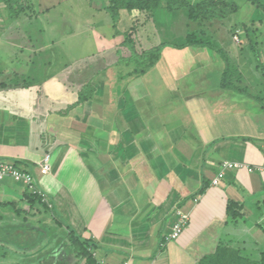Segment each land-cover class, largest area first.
<instances>
[{
	"label": "crops",
	"instance_id": "crops-1",
	"mask_svg": "<svg viewBox=\"0 0 264 264\" xmlns=\"http://www.w3.org/2000/svg\"><path fill=\"white\" fill-rule=\"evenodd\" d=\"M79 1L90 30L79 26ZM83 1L0 0V158L32 171L65 222L52 214L60 230L51 229L31 213L45 206L26 197L28 187L0 179V245L18 242L24 256L48 252L57 264H75L63 247L69 225L98 244L93 252L102 264H199L222 242L263 259L264 77L252 51L245 48V56L239 45L222 44L242 89L222 87L224 60L207 48L194 47L196 69H185L184 49L169 46L167 59V46L147 73L126 76L125 35L104 10L107 0L99 10ZM182 16L167 26L152 20L160 41L150 48L173 39L167 33ZM104 24L113 40L94 52ZM83 35L86 54L79 51ZM46 154L51 171L42 173ZM228 162L245 166L224 171ZM231 201L240 207L233 215ZM185 213L186 228L164 243Z\"/></svg>",
	"mask_w": 264,
	"mask_h": 264
},
{
	"label": "trees",
	"instance_id": "trees-1",
	"mask_svg": "<svg viewBox=\"0 0 264 264\" xmlns=\"http://www.w3.org/2000/svg\"><path fill=\"white\" fill-rule=\"evenodd\" d=\"M248 3H250L253 10H255V15L259 16L251 19L252 22L255 23L259 21L264 24V2L262 0H249ZM238 6L239 5L233 0H107L104 10L112 17L115 28L121 20V13L123 11H128L131 14L136 12V14H138L136 15L137 19L140 18V14H144L146 18L142 20V23L153 20L164 23L166 26L167 23H171L174 20L173 17L178 13L185 18V20L182 19L185 30H188L185 35L177 36L175 34L173 35V39H164L159 45L148 49L144 48L141 52L137 51L135 44H133V40L128 37L129 34H124L125 39L122 44H125L131 50V55L123 59L128 61L127 65L130 68L126 76L133 75L134 73H147L161 58L163 47L170 46L177 49H185L187 47L207 48L214 50L224 60L225 65L222 70L221 78L222 87L225 89H242V86L237 85V82L242 80V74L238 67L234 66L228 51L222 45L223 41H226L217 37L212 38L204 31L209 30L208 24L212 21L220 20L224 22L230 15V17H232V15L239 10ZM174 23L176 22L174 21ZM191 26H195L194 29L190 28ZM235 26L238 28L242 27V31H245V35L249 39L248 46L245 47L252 51L258 62L257 66L264 77V60L261 56L264 39L260 47H258V40L255 39L261 33L264 35V31L261 30L262 28L249 30L245 22L236 24ZM132 30L140 29L132 28ZM237 31L240 34L241 29ZM223 44L225 45L226 43ZM243 47L244 45L241 44L240 48L243 49ZM91 89L90 87V99L93 96V90ZM44 194L46 195L45 198L40 193H33L32 190H29L26 197L32 202L39 201L44 204L46 210L52 211V205L49 203L46 192H44ZM235 204L236 203L233 201L229 204L231 215L239 212L240 207L233 206ZM52 214L57 222L65 224L55 211H52ZM67 229V240L64 242L63 247L64 251L74 255L76 260L75 264H102L93 252V249L97 248L98 244L94 242L92 238L78 233L69 225H67ZM16 245H19V243L17 242ZM199 264H264V257L259 261L252 260L243 256L240 249L222 242L214 253L205 256Z\"/></svg>",
	"mask_w": 264,
	"mask_h": 264
},
{
	"label": "rangeland",
	"instance_id": "rangeland-1",
	"mask_svg": "<svg viewBox=\"0 0 264 264\" xmlns=\"http://www.w3.org/2000/svg\"><path fill=\"white\" fill-rule=\"evenodd\" d=\"M85 1L86 2L83 1V3H85L89 7V4H88L89 0H85ZM195 1H198V0H195ZM233 1L237 5H239L238 6L239 10L236 13H234L235 15L240 16V19H237L238 22H236V19H233L232 17H230L231 16L230 15L227 18L228 20H225L224 22H222L220 20L212 21L210 24H208L209 30H204V31L212 38L217 37V38H220L222 40H225L226 42L223 41V43H226V45H228V47H231L232 44L234 45V43H235V45H239V47L241 46V44L244 45V47L241 51L245 53L246 52L245 48L248 46L249 39L245 35V31L244 30L242 31V27L238 28L237 26H239V25H237V26H235V25L241 24L242 22H245L247 27L249 28V30H254V28H262L261 30L264 31V24L262 22L260 23L259 21H256L255 23L252 22L251 10H253V8L252 7L250 8L251 5H250V3H248L249 0H233ZM262 1L264 2V0H262ZM80 2L82 3V1H79V4H78L79 26L83 30H90V17L84 16L81 13L80 10H82L83 6L80 7L81 6ZM91 4H92V6H94L98 10L102 7L101 6V0H92ZM58 10L60 12L61 10H63V7L60 6ZM88 15H89V13H88ZM136 15H138V14H136V12L131 14L128 11H123L121 13V20L119 21L118 25L116 26V29L119 30L122 35H124V32H125V34L128 33L129 35L128 34L127 35H128V37H130L133 40V44H135L137 51L141 52L142 49H144L145 47L150 48L151 45H154L157 42H159L160 41V35L159 34L156 35L157 30L153 29L154 27H153V24L151 23L152 20L145 21L144 23H142V20L145 19L146 16L144 14L143 15L140 14V18L137 19ZM108 18H109V15H108ZM56 23H57V21H56ZM108 26H109V24H107V25L104 24L103 28L97 29L98 32H96L94 34L96 39L97 38L99 39V40H95V43L92 42V44H91V45L97 44L99 46V47L96 46V48L93 49L94 52H96L101 46L103 48H106L110 44L111 40H113V37H111V35H110L111 30H107ZM56 27L58 29L61 28L59 22L57 23ZM194 27L195 26H191L190 28L194 29ZM132 28H135V29L141 28V29L140 30H132ZM239 29H241L240 34L237 31ZM99 30H104L103 31L104 33L102 34L104 36H102L100 34ZM184 31H185L184 23L182 22V20H180L175 25L174 30H169L167 34L174 33V34L180 35L183 33H179V32H184ZM112 33H113V30H112ZM161 33H164V31L161 30ZM255 36H257V35H255ZM84 37H85L84 35L79 36V40H78L79 41V51H81L83 54H86V51H90V50L83 51L82 46L80 45V43H83ZM89 37H90V35H89ZM122 38H124V36ZM232 39H233V41H232ZM255 39L258 40L257 41V43L259 42L258 47H260L262 45L264 35L261 33ZM89 42H90V39H89ZM220 43H222V42H220ZM166 47L165 48L163 47V48L164 49L168 48L165 55H166V58L169 59L167 53H168V50H171V49L169 48V46L167 48ZM188 49H190V50H187V48L184 49L186 51H183V54H182V58L185 59V65H184L185 69L186 70L196 69L199 67V66H197L198 61L195 64L194 58L192 61L190 60V58L194 54L193 52H195V51H193L194 47H189ZM120 50L121 51H119V52L121 53V57H122V55H124V56H130L131 55V50L126 45H125V47L121 48ZM174 50H177V48H174ZM208 50H209L211 55L212 54L217 55V53L214 52V50H210V49H208ZM233 50L234 51H230L232 57L234 58V57L238 56L240 61H244L243 58L245 59V57H242V54H240L239 51L237 52L236 49H233ZM179 52H181V50H179ZM261 53H262L261 54L262 59L264 60V45H263V49H261ZM110 54H113V52L112 53L108 52L107 56L110 57ZM247 54H248V52L245 53V56H247ZM79 55H80V53H79ZM211 55H209L210 58H213L214 60H216L214 57H217V56L219 58H221V56H219V55H217V56L212 55L214 57H212ZM170 64L173 65V61L170 62ZM215 64L218 65V63H215ZM122 65L123 64L121 63L120 68L122 67ZM198 72L202 73L203 71H202V69H198ZM204 72L210 73V69H208L207 71H204ZM152 73H154V72H152ZM173 75H174V78L176 81H179L181 84H183L182 83L183 80H182V78H180L179 74H177L174 71ZM88 157L90 158V156H88ZM40 208H41L42 212L36 213L35 211H31V213L34 214L33 216H36L37 219L40 218V219L46 220L51 229L57 230V231L60 230L57 226L59 224L56 225L53 223L52 211L45 210V208L42 206H40ZM32 214H30V215H32ZM25 216H27V214L23 213L22 218ZM5 246H7V245H5ZM1 247H4V246L0 245V264H57L55 261L58 260V258L56 260H54V258L48 252L46 253V255H48V257H44V258L39 259L38 257H33V255H30V256L25 255L26 256L25 257L24 255H22L23 253L21 252V250H19V252H17L15 249L18 247L17 245L16 246L11 245L9 248H7V247L1 248ZM13 248L15 249V252H11L13 250ZM56 251L58 252L59 249L57 248L55 251L52 250L51 252H56Z\"/></svg>",
	"mask_w": 264,
	"mask_h": 264
},
{
	"label": "built area",
	"instance_id": "built-area-1",
	"mask_svg": "<svg viewBox=\"0 0 264 264\" xmlns=\"http://www.w3.org/2000/svg\"><path fill=\"white\" fill-rule=\"evenodd\" d=\"M51 158V154H46L44 157V162L40 166L42 173H49L51 171ZM244 166L245 164L242 162H228L224 166V171L226 168H242ZM247 167L249 170H252L249 165ZM261 169L264 170V164ZM224 171H222L214 180V184H217L218 179L224 176ZM5 178H12L14 181L24 184L29 188V190H32L33 193H40L44 198L46 197L38 185L36 175L32 171L26 169L24 166H21L14 160L0 158V179L4 180ZM189 220V214H181L175 222L172 231L165 236L164 243H168L178 238L187 226Z\"/></svg>",
	"mask_w": 264,
	"mask_h": 264
}]
</instances>
